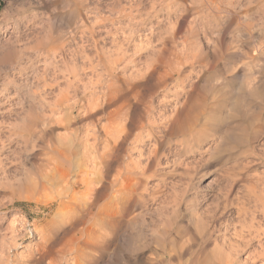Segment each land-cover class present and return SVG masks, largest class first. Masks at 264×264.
<instances>
[{
  "label": "clouds",
  "instance_id": "9594fccd",
  "mask_svg": "<svg viewBox=\"0 0 264 264\" xmlns=\"http://www.w3.org/2000/svg\"><path fill=\"white\" fill-rule=\"evenodd\" d=\"M0 264H264V0H0Z\"/></svg>",
  "mask_w": 264,
  "mask_h": 264
}]
</instances>
